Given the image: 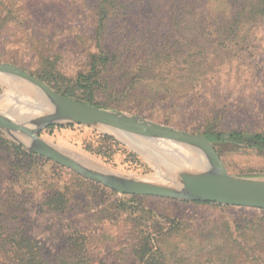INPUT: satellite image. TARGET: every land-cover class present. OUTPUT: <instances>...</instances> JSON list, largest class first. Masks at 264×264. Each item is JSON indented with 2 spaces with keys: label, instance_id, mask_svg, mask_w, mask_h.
Wrapping results in <instances>:
<instances>
[{
  "label": "rangeland",
  "instance_id": "obj_1",
  "mask_svg": "<svg viewBox=\"0 0 264 264\" xmlns=\"http://www.w3.org/2000/svg\"><path fill=\"white\" fill-rule=\"evenodd\" d=\"M185 1V28L179 38L191 52L197 49L199 41L206 40L204 58L212 68L207 70L205 87L192 98L179 100L161 95L152 100L144 87L132 89L127 83L117 93L96 91L93 104L200 136L213 127L245 133L264 131V22L245 26L240 31L254 37L248 48H240L235 41L220 47L215 39L217 28L226 25L240 11L235 0ZM28 6L23 30L15 31L12 36L0 34V62L10 63L5 60L12 58L16 63L10 64L29 74L35 73L37 58L25 50L23 35L35 41L43 39V47L47 45L51 49L50 60L70 87L78 75L88 70V53L92 51L88 46L94 32L89 2L40 0ZM242 13L247 14L248 9ZM16 98L34 103L33 94L24 85L17 82L0 85V105L11 102L7 106L20 109L13 107ZM35 112L24 108L19 114ZM49 127L38 134L45 142L76 160L83 158L124 177L160 179L162 183L161 175L166 168L190 156L187 150L174 144L169 143L177 153L166 144L154 141L145 144L147 157H143L102 127L77 124ZM104 136L112 140L101 141ZM210 143L230 175L264 179V152L242 148L230 140ZM87 145L104 154L86 151ZM12 146L36 158H21ZM150 158L156 160L157 166ZM55 192L66 193L70 200L68 209L62 213L45 205L47 197ZM140 197L119 195L85 179L31 153L0 131V202L3 207L6 204L12 208L10 203H15L21 209L17 213L22 215L27 236L41 245L44 259L50 262L65 250L66 239L77 232L88 240L92 264H137L130 252L137 249L142 237L149 238L152 252L160 250L168 264L174 261L177 264H256L255 260H264V231H253L250 227L264 220L263 210ZM247 244L256 249L246 255L243 249ZM211 245L220 248L208 250Z\"/></svg>",
  "mask_w": 264,
  "mask_h": 264
},
{
  "label": "trees",
  "instance_id": "obj_2",
  "mask_svg": "<svg viewBox=\"0 0 264 264\" xmlns=\"http://www.w3.org/2000/svg\"><path fill=\"white\" fill-rule=\"evenodd\" d=\"M40 0H0V34H14L22 31L29 14V3ZM70 1L76 4L79 0ZM94 20L93 36L89 40L88 70L80 74L69 87L53 62L50 60L51 49L43 47V39L36 40L23 35L25 50L34 53L38 66L31 75L49 85L55 92L82 103L93 104L94 93L100 89L110 94L129 83L133 89L144 87L147 96L156 100L161 95L179 100L192 98L205 87L208 68L204 58L206 40H201L193 52L180 39L185 28L187 1L181 0H85ZM240 11L226 25L217 28L215 39L220 47L228 41H235L240 48H248L254 37L246 32L240 33L245 26H257L264 22V0H235ZM248 9L247 14L242 11ZM198 27V26H197ZM209 35V34H208ZM207 39V34H203ZM231 36V39L229 38ZM199 38V36H198ZM202 39V38H201ZM36 44V45H35ZM15 64L11 58L5 60ZM79 91L80 95L76 94ZM211 119V118H210ZM50 128V127H49ZM209 141L222 143L230 140L238 146L264 152V131L240 132L208 129L203 132ZM112 140L104 136L101 138ZM21 158H36L23 153L17 146H12ZM85 150L102 155L99 150H92L88 145ZM87 183V182H86ZM93 186V184L88 183ZM99 187V186H98ZM143 198V197H140ZM70 200L66 193L55 192L47 197V208L62 213L68 209ZM12 208L2 206L0 202V264H92L88 252L87 238L81 233L70 235L63 249L54 262L44 259L42 247L27 236L21 209L10 203ZM216 205L215 203H206ZM15 207V208H13ZM253 231H264V220L250 225ZM220 248L212 246L208 249ZM256 248L247 244L243 250L246 255ZM137 264H168L159 251L152 252L148 237H142L137 249L130 252ZM264 264V260H255ZM173 264H177L174 261Z\"/></svg>",
  "mask_w": 264,
  "mask_h": 264
},
{
  "label": "water",
  "instance_id": "obj_3",
  "mask_svg": "<svg viewBox=\"0 0 264 264\" xmlns=\"http://www.w3.org/2000/svg\"><path fill=\"white\" fill-rule=\"evenodd\" d=\"M4 81L27 87L34 101L45 109L40 115L28 117L23 122L0 112V131L31 153L68 168L119 195L202 201L264 211V179L250 180L230 175L214 146L204 136L69 99L16 65L0 62V85L5 86ZM54 124L102 127L143 157H147L146 143L169 142L191 153L185 163L192 170L188 171L183 168V163L177 162L162 174L173 175L174 179L161 175L167 182L161 184L120 176L98 165L97 168L87 167L83 160H76L38 136L41 130ZM150 160L157 166L155 159Z\"/></svg>",
  "mask_w": 264,
  "mask_h": 264
},
{
  "label": "bare ground",
  "instance_id": "obj_4",
  "mask_svg": "<svg viewBox=\"0 0 264 264\" xmlns=\"http://www.w3.org/2000/svg\"><path fill=\"white\" fill-rule=\"evenodd\" d=\"M5 82V81H4ZM4 82H2V83H4ZM5 86H7V83L5 82V84H4ZM34 103H30V102H27L26 100H24V101H21L19 98H16L15 100H13V103H14V105H13V107H20V109H11L10 107L11 106H7V105H9V104H11V102H7V103H5V104H2V105H0V112L1 111H4V110H6V114L7 115H10V116H12L13 118H15L16 119V121H19V122H23V120H26V118H28V117H31V116H35L36 115V113H41V112H44L45 111V109H43V107L41 106V105H39L36 101H33ZM26 109V108H28V109H30V110H32V112H34V111H36L34 114H31V115H20L19 114V111L21 110V109ZM26 116V117H25ZM28 116V117H27ZM160 142H162L163 144H166L167 146L166 147H168V148H171V150L173 149L174 151H176L170 144H169V142H165V141H160ZM189 152V151H188ZM176 153H177V151H176ZM189 155L191 156V153L189 152ZM190 156H184V157H182V165H184L183 166V168H185V169H187L188 171H191L192 170V167H188L187 165H186V163H185V161H186V158L187 157H190ZM78 157V156H77ZM79 158V157H78ZM80 160H83V162L84 163H86L87 165V167H89V166H92V167H94V168H97L96 166L97 165H95V164H93V163H91V162H88V161H86V160H84L83 158H80ZM85 165V164H84ZM162 177H165V178H167V179H172L173 178V175H168V176H162ZM174 179V178H173ZM145 181H147V182H156V183H159L160 182V179H154V180H145ZM163 182L161 183V184H165V183H167L166 181H164V180H162Z\"/></svg>",
  "mask_w": 264,
  "mask_h": 264
}]
</instances>
